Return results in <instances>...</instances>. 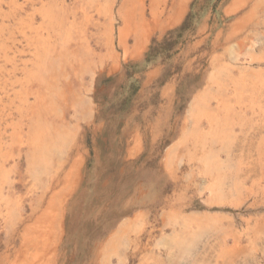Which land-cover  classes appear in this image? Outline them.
I'll use <instances>...</instances> for the list:
<instances>
[{
	"label": "rangeland",
	"instance_id": "374dc122",
	"mask_svg": "<svg viewBox=\"0 0 264 264\" xmlns=\"http://www.w3.org/2000/svg\"><path fill=\"white\" fill-rule=\"evenodd\" d=\"M51 1L0 0V264H264V0Z\"/></svg>",
	"mask_w": 264,
	"mask_h": 264
},
{
	"label": "bare ground",
	"instance_id": "6f19581e",
	"mask_svg": "<svg viewBox=\"0 0 264 264\" xmlns=\"http://www.w3.org/2000/svg\"><path fill=\"white\" fill-rule=\"evenodd\" d=\"M48 1V0H47ZM53 1V0H52ZM51 1V3H53ZM188 1L189 0H181L179 3L181 4V3H184V2H186V4L188 3ZM17 2H18V0H17ZM40 2V1H39ZM46 2V1H45ZM61 2H63V1H61ZM66 2V1H65ZM87 2V1H86ZM89 2V1H88ZM6 3V2H5ZM57 3H59V2H57ZM64 3V2H63ZM80 3V2H79ZM10 4V3H9ZM8 4V5H9ZM31 4H32V2H31ZM33 4H35V3H33ZM32 4V5H33ZM38 4V3H37ZM62 4V3H61ZM3 5V4H2ZM6 5V4H5ZM12 5V4H11ZM10 5V6H11ZM21 5H22V3H21ZM26 5V4H25ZM42 5V4H41ZM57 5V4H56ZM88 5V4H87ZM179 5V4H178ZM49 6V5H48ZM86 6V5H85ZM179 6H181V5H179ZM178 6V7H179ZM15 6H13L12 8H14ZM24 7V6H23ZM41 7V6H40ZM61 7V6H60ZM59 7V8H60ZM152 11H153V14L155 15V14H157V9H158V6H157V2L155 1V2H153L152 3ZM185 7V6H184ZM16 8V7H15ZM36 7H34V9H35ZM58 8V7H57ZM4 9V8H3ZM10 9V8H9ZM8 9V10H9ZM43 9V8H42ZM63 9V8H62ZM81 9H82V7H81ZM80 9V10H81ZM185 9V8H184ZM17 10V9H16ZM21 10V9H20ZM24 10V9H23ZM37 10V9H36ZM72 10V9H71ZM90 10V9H89ZM179 11L181 10V9H178ZM177 9H176V11H178ZM19 11V10H18ZM43 11V10H42ZM54 11H58V10H54ZM61 11V10H60ZM10 11H8V14H11V13H9ZM14 12V11H13ZM32 12V11H31ZM52 12V11H51ZM62 12H64V10L62 11ZM76 12V11H75ZM85 12V11H84ZM22 13V16H23V12H21ZM28 13V12H27ZM44 13V12H43ZM54 13V12H53ZM60 13V12H59ZM58 13V14H59ZM66 13V12H65ZM180 13V12H179ZM34 14H35V12H34ZM63 14V13H62ZM71 14H73V12L71 13ZM70 14V15H71ZM89 14V13H88ZM18 15V14H17ZM44 14H42V16H43ZM64 15V14H63ZM90 15V14H89ZM178 15V14H177ZM180 15V14H179ZM1 16V15H0ZM24 16H25V14H24ZM33 16H35V15H33ZM40 16H41V14H40ZM46 16V15H45ZM53 16V15H52ZM66 16V15H65ZM85 16H86V13H85ZM15 17H16V15H15ZM44 17V16H43ZM60 17V16H59ZM73 17H74V14H73ZM88 17H90V16H88ZM181 17V16H180ZM179 17V18H180ZM13 18V17H12ZM19 18V17H18ZM24 18V17H23ZM31 18V17H30ZM56 18V17H55ZM72 18V17H71ZM87 18V17H86ZM29 19V18H28ZM45 19V18H44ZM57 19V18H56ZM58 19H60V18H58ZM62 19V18H61ZM88 19V18H87ZM178 19V18H177ZM6 20H8V19H6ZM10 20V19H9ZM18 20V19H17ZM68 20V19H67ZM71 20V19H70ZM70 20H68V21H70ZM30 21V20H29ZM44 21V20H43ZM42 21V22H43ZM74 21V20H73ZM3 22V21H2ZM10 22V21H9ZM17 22V21H16ZM47 22V21H46ZM75 22V21H74ZM73 23V22H72ZM51 24V23H50ZM56 24V23H55ZM68 24V23H67ZM17 25V24H16ZM35 25V24H34ZM43 25H46V24H43ZM54 25V24H53ZM66 25V24H65ZM72 25V24H71ZM36 26V25H35ZM67 26V25H66ZM73 26H74V24H73ZM78 26V25H77ZM82 26V25H81ZM37 27V26H36ZM98 27V26H97ZM2 28H4V27H2ZM5 28H6V25H5ZM24 28V27H23ZM26 28V27H25ZM45 28V27H44ZM53 28V27H52ZM49 29V28H48ZM61 29V28H60ZM69 29V28H68ZM10 30V29H9ZM13 30V29H12ZM44 30V29H43ZM54 30V29H53ZM70 30V29H69ZM81 29H79V31H80ZM3 31V30H2ZM13 31H15V30H13ZM17 31V30H16ZM37 31V30H36ZM66 31H67V29H66ZM75 31V30H74ZM32 32V31H31ZM34 32V31H33ZM58 32H59V30H58ZM62 32H63V30H62ZM82 32V31H81ZM14 33V32H13ZM28 33V32H27ZM41 34H43L42 32H40ZM70 33H71V31H70ZM2 34H3V32H2ZM6 34V33H5ZM11 34V33H10ZM16 34V33H15ZM62 34V33H61ZM81 34V33H80ZM83 34V33H82ZM81 34V35H82ZM33 35V34H32ZM40 35V34H39ZM54 35H56V34H54ZM65 35H67L66 33H65ZM5 36V35H4ZM46 36V35H45ZM71 36V35H70ZM61 37H62V35H61ZM63 37H64V35H63ZM69 37V36H68ZM22 38H23V36H22ZM55 39H56V37H55ZM61 39V38H60ZM81 39V38H80ZM59 40V39H58ZM70 40V39H69ZM4 41V40H3ZM24 41V40H23ZM56 41V40H55ZM65 41V40H64ZM63 41V42H64ZM82 41V40H81ZM26 42V41H25ZM45 42V41H44ZM47 42V41H46ZM45 42V43H46ZM53 42V41H52ZM58 41H56V43H57ZM10 43V42H9ZM55 43V42H54ZM11 44V43H10ZM26 44V43H25ZM53 44V43H52ZM61 44V43H60ZM73 44V43H72ZM71 44V45H72ZM15 45V44H14ZM51 45V44H50ZM57 45V44H56ZM62 45V44H61ZM66 46V45H65ZM75 46V45H74ZM59 47V46H58ZM73 47V46H72ZM71 47V48H72ZM77 47H78V45H77ZM47 48V47H46ZM55 48V47H54ZM32 49V48H31ZM38 49V48H37ZM41 49V48H40ZM57 49V48H56ZM70 49V48H69ZM39 51V50H38ZM54 51H55V49H54ZM32 52H33V50H32ZM40 52V51H39ZM51 52V51H50ZM58 52V51H57ZM35 53V52H34ZM80 53V52H79ZM0 54H1V52H0ZM28 54V53H27ZM42 54V53H41ZM47 54V53H46ZM45 54V55H46ZM52 54H54L53 53V51H52ZM30 55V54H29ZM58 55H59V53H58ZM41 56L44 58V56L43 55H40V59H41ZM47 56V55H46ZM53 56V55H52ZM60 57H63V56H60ZM28 58H30L29 56H28ZM42 58V59H43ZM33 59V58H32ZM41 59V60H42ZM51 59H52V57H51ZM35 60V59H34ZM50 60V59H49ZM61 60V59H60ZM17 62H18V60H16ZM15 61V62H16ZM20 61V60H19ZM45 61V60H44ZM48 61V60H47ZM55 61H56V59H55ZM63 61H64V59H63ZM72 61V60H71ZM1 62V61H0ZM21 62V61H20ZM38 62H40V61H38ZM50 62V61H49ZM48 62V63H49ZM61 62V61H60ZM3 63V62H2ZM8 63V62H7ZM52 63H53V61H52ZM12 64V63H11ZM30 64V63H29ZM50 64V63H49ZM55 64V63H54ZM53 64V65H54ZM18 65H20V64H18ZM31 65V64H30ZM43 65V64H42ZM24 66V65H23ZM32 66H34V65H32ZM41 66V65H40ZM51 67V66H50ZM4 68H5V66H4ZM33 68V67H32ZM41 68V67H40ZM48 68H49V66H48ZM31 69V68H30ZM33 69H36V67L35 68H33ZM42 69V68H41ZM50 69V68H49ZM51 70V69H50ZM50 70H48V71H50ZM21 71V70H20ZM41 71V70H40ZM43 71V70H42ZM52 71V70H51ZM13 72V71H12ZM11 72V73H12ZM14 73V72H13ZM49 73H51V72H49ZM48 73V74H49ZM54 73V72H53ZM4 74V73H3ZM25 74V73H24ZM44 74V73H43ZM48 74H46V75H48ZM16 75V74H15ZM26 76V75H25ZM3 77V76H2ZM22 77V76H21ZM30 77V76H29ZM48 77V76H47ZM23 78V77H22ZM21 78V79H22ZM31 78V77H30ZM33 78V77H32ZM46 78V77H45ZM34 79V78H33ZM47 79V78H46ZM26 82V81H25ZM37 82V81H36ZM39 82H40V80H39ZM44 82V81H43ZM38 83V82H37ZM41 84H42V81H41ZM26 85V84H25ZM40 86V85H39ZM25 87V86H24ZM38 87V86H37ZM28 88V87H27ZM22 89V88H21ZM33 90V89H32ZM31 91V90H30ZM241 91V90H240ZM37 92V91H36ZM28 93V92H27ZM237 93V92H236ZM40 94H41V92H40ZM43 94V93H42ZM5 95H7V94H5ZM67 97V96H66ZM230 97V96H229ZM238 97V96H237ZM16 98V97H15ZM34 98V97H33ZM56 98V97H55ZM224 100V99H223ZM227 100V99H226ZM4 101V100H3ZM14 101V100H13ZM30 101V100H29ZM34 101V100H33ZM50 101V100H49ZM237 101V100H236ZM39 102V101H38ZM48 102V101H47ZM57 102V101H56ZM197 102H198V100L196 101H194V102H192V108H191V115H194V114H196L197 113V110L196 111H194V108H196V106H198V104H197ZM33 103H35V102H33ZM55 103V102H54ZM226 102L224 101V102H220L219 103V108H221V107H223V106H226V104H225ZM31 104V103H30ZM36 104V103H35ZM39 104V103H38ZM48 105V104H47ZM228 105V104H227ZM230 105V104H229ZM25 106V105H24ZM10 108V107H9ZM219 108L217 109V110H219ZM59 109V108H58ZM222 109V108H221ZM41 112H44V110L43 111H40V113ZM202 112H206V111H202ZM208 112V111H207ZM49 113V112H48ZM210 113V112H209ZM4 114V113H3ZM43 114V113H42ZM56 114V113H55ZM54 114V115H55ZM208 114V113H207ZM207 114H204V116L205 115H207ZM45 115V114H44ZM53 115V116H54ZM57 115H58V113H57ZM33 116V115H32ZM46 116V115H45ZM49 116V115H48ZM60 116H61V114H60ZM198 116V115H197ZM196 116V117H197ZM208 116H209V114H208ZM211 116V115H210ZM52 117V116H51ZM57 117H59V116H57ZM62 117V116H61ZM29 118V117H28ZM27 118V119H28ZM33 118V117H32ZM31 118V119H32ZM65 118V117H64ZM30 119V120H31ZM56 119V118H55ZM60 119V118H59ZM216 119H217V117H216ZM4 120V119H3ZM29 120V119H28ZM33 120H34V118H33ZM45 120V119H44ZM44 120H42V122L44 121ZM63 120V119H62ZM220 120V119H219ZM27 121V120H26ZM38 121H40V119L38 120ZM48 121V120H47ZM57 121V120H56ZM208 121V120H207ZM210 121V120H209ZM34 123H35V120H34ZM29 124V123H28ZM51 124V123H50ZM211 124V123H210ZM44 125H45V123H44ZM47 125H48V123H47ZM55 125V124H54ZM227 125V124H226ZM51 126V125H50ZM59 126H61V125H59ZM0 127H2V126H0ZM46 127V126H45ZM49 127V126H48ZM63 127V126H62ZM30 128L32 129L31 130V132H30V138L32 139V143H34L35 145H37V147H39V149H41L42 151H43V148H45V143H44V136L46 135L45 134V131L43 130V128L41 127V126H32V123H31V125H30ZM51 128V127H50ZM22 130H23V128H21ZM49 129V128H48ZM56 129H58V127L56 128ZM52 130H54V128L52 127ZM59 130V129H58ZM61 131V130H60ZM5 132H6V129H5ZM15 132V131H14ZM216 132V131H215ZM221 132H223V130L221 131ZM22 134V133H21ZM29 134V133H28ZM60 134H61V132H60ZM214 134V133H213ZM217 134V133H216ZM195 135V134H194ZM18 136V135H17ZM21 136H23V135H21ZM52 136V135H51ZM60 136V135H59ZM66 136V135H65ZM5 137V136H4ZM12 137V136H11ZM10 137V138H11ZM62 137V136H61ZM67 137V136H66ZM213 137H214V135H213ZM15 138V137H14ZM48 138V137H47ZM55 139H56V137H54ZM60 138V137H59ZM2 139V138H1ZM8 139V138H7ZM23 139V138H22ZM52 139H53V137H52ZM54 139V140H55ZM61 139V138H60ZM67 139V138H66ZM65 139V140H66ZM4 140V139H3ZM59 139H57V141H58ZM65 140H62L63 142L65 141ZM17 141V140H16ZM16 141H14V142H16ZM19 141H20V139H19ZM18 141V142H19ZM26 141V140H25ZM60 141V140H59ZM4 142H5V140H4ZM12 143V142H11ZM48 142H46V144H47ZM49 143H50V141H49ZM54 143V142H53ZM53 143H51V144H53ZM16 144V143H15ZM34 144H33V147H34ZM59 144H63V143H59ZM6 145V144H5ZM50 145V144H49ZM7 146V145H6ZM9 147H10V144L8 145ZM27 146H29L28 144H27ZM53 146H54V144H53ZM53 146H50V147H52L53 148ZM57 146V145H56ZM59 146V145H58ZM61 146H63V145H61ZM49 147V148H50ZM64 147V146H63ZM204 147V146H203ZM3 148V147H2ZM4 148H5V146H4ZM56 148H58V147H56ZM59 148H61V147H59ZM6 150V149H5ZM4 150V151H5ZM50 150V149H49ZM59 150H61V149H59ZM58 149H57V151L60 153V151H59ZM41 151V152H42ZM51 151V150H50ZM11 152V151H10ZM56 152V151H55ZM51 153V152H50ZM61 155V154H60ZM31 156V155H30ZM208 156V155H207ZM3 157V156H2ZM208 158V157H207ZM219 159V158H218ZM206 160V159H205ZM212 160H214V159H212ZM211 160V161H212ZM216 160V159H215ZM211 161H210V165H211ZM228 161H229V159H228ZM32 162V161H31ZM219 162V161H218ZM222 162V161H221ZM209 163V162H208ZM2 164V163H1ZM40 164H42V163H40ZM218 165H219V163H218ZM216 166V165H215ZM228 166V165H227ZM212 167V166H211ZM221 167V166H220ZM45 168V167H44ZM209 168V167H208ZM213 168V167H212ZM215 168V167H214ZM29 169V168H28ZM220 169V168H219ZM34 170H35V168H34ZM37 170V169H36ZM41 170V169H40ZM39 170V171H40ZM80 170V168L78 167V168H76V170L74 171V173H75V175L74 174H71V175H74V177H77V175H78V172H80L79 171ZM38 171V170H37ZM215 171V170H214ZM214 171H213V173H214ZM219 171V170H218ZM218 171H217V173H218ZM221 171V170H220ZM219 171V172H220ZM31 172V171H30ZM35 172V171H34ZM44 172H45V169H44ZM47 172V171H46ZM28 173H29V170H28ZM39 173V172H38ZM42 173H43V171H42ZM42 173H40V175L42 174ZM30 174V173H29ZM47 174V173H46ZM33 175V174H32ZM39 175V174H38ZM208 175H210V174H208ZM212 175V174H211ZM214 175V174H213ZM218 175V174H217ZM34 176V175H33ZM42 176V175H41ZM81 175H79L78 177H80ZM215 176V175H214ZM219 176V175H218ZM35 178H36V176H34ZM33 177V178H34ZM39 177V176H38ZM74 177H72V178H74ZM4 180V179H3ZM34 180V179H33ZM215 180V179H214ZM2 181V180H1ZM37 181H39V180H36V182ZM211 181V180H210ZM2 182H4V181H2ZM1 182V183H2ZM35 182V183H36ZM215 183H217L216 181H214L212 184H211V187H214L215 186ZM57 186V185H56ZM214 190H215V188H214ZM211 191H212V189H211ZM70 192V191H69ZM220 192V191H219ZM56 193V192H55ZM66 193V192H65ZM73 193V192H72ZM215 193H216V191H215ZM57 194V193H56ZM58 194H59V192H58ZM61 195V194H60ZM70 195V194H69ZM218 195H220L219 193H218ZM217 195V196H218ZM53 196H54V194H53ZM52 196V198L50 197V199H49V202H48V205L46 206V209H47V207L49 208V210L50 209H52V207H53V201H54V199H55V197H53ZM59 196V195H58ZM66 196V195H65ZM214 197H216V196H214ZM219 198V197H218ZM8 202H9V200H7ZM6 208V207H5ZM55 233V232H54ZM165 241V240H164ZM166 241H168V240H166ZM165 241V242H166ZM40 243V242H39ZM38 243V244H39Z\"/></svg>",
	"mask_w": 264,
	"mask_h": 264
},
{
	"label": "trees",
	"instance_id": "16d2710c",
	"mask_svg": "<svg viewBox=\"0 0 264 264\" xmlns=\"http://www.w3.org/2000/svg\"><path fill=\"white\" fill-rule=\"evenodd\" d=\"M191 23V13L187 15L183 23L176 27L175 29L170 30L165 38L161 42L155 41L153 45H151L149 52L146 54L145 62L151 63L154 59L162 57V55H168L172 49L176 46V44L179 42V38L183 35L185 31H187L190 28ZM127 75L130 78L131 77V69L132 67H135L136 65L129 64L127 65ZM110 81L111 79H107ZM119 91L117 94L121 95L119 99V105L118 110L119 112L125 113L130 111V105L133 96L138 90V86H135L134 84H131L129 82L121 83L119 85ZM127 89V90H126ZM118 91V90H117Z\"/></svg>",
	"mask_w": 264,
	"mask_h": 264
}]
</instances>
